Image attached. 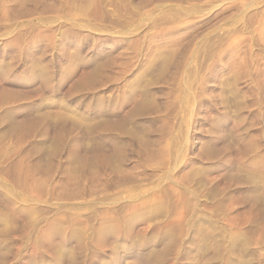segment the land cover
Returning <instances> with one entry per match:
<instances>
[{"label": "rangeland", "instance_id": "rangeland-1", "mask_svg": "<svg viewBox=\"0 0 264 264\" xmlns=\"http://www.w3.org/2000/svg\"><path fill=\"white\" fill-rule=\"evenodd\" d=\"M0 264H264V0H0Z\"/></svg>", "mask_w": 264, "mask_h": 264}]
</instances>
